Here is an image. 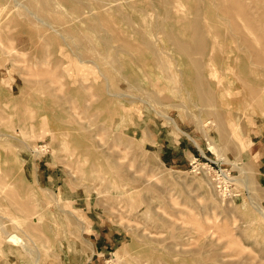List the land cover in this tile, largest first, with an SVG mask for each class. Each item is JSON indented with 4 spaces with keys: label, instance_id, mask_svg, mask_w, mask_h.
Segmentation results:
<instances>
[{
    "label": "rangeland",
    "instance_id": "374dc122",
    "mask_svg": "<svg viewBox=\"0 0 264 264\" xmlns=\"http://www.w3.org/2000/svg\"><path fill=\"white\" fill-rule=\"evenodd\" d=\"M0 264H264V0H0Z\"/></svg>",
    "mask_w": 264,
    "mask_h": 264
},
{
    "label": "bare ground",
    "instance_id": "6f19581e",
    "mask_svg": "<svg viewBox=\"0 0 264 264\" xmlns=\"http://www.w3.org/2000/svg\"><path fill=\"white\" fill-rule=\"evenodd\" d=\"M225 6H226V5H225ZM218 8H219V7H218ZM221 8H222V7H221ZM178 9H179V8H178ZM179 10H180V9H179ZM216 10H217V9H216ZM218 11H219V10H218ZM218 11H217V12H218ZM220 11H221V10H220ZM226 15H227V14H226ZM218 18H220V17H218ZM216 42H217V41H215V43H216ZM246 43H247V42H246ZM248 44H249V43H248ZM212 58H213V57H212ZM260 93H261V92H260ZM184 135H185V134H184ZM211 149H212L213 151H214V150L216 151V148L213 147V146H211ZM3 177H4V176H3ZM6 238H7V237H6ZM6 240H7V239H6ZM8 241L12 243V242H15L16 240H15L14 237H8ZM28 251H29V250H28ZM28 251H27V252H28Z\"/></svg>",
    "mask_w": 264,
    "mask_h": 264
},
{
    "label": "crops",
    "instance_id": "0c3cea01",
    "mask_svg": "<svg viewBox=\"0 0 264 264\" xmlns=\"http://www.w3.org/2000/svg\"><path fill=\"white\" fill-rule=\"evenodd\" d=\"M10 91H12V90H10Z\"/></svg>",
    "mask_w": 264,
    "mask_h": 264
}]
</instances>
